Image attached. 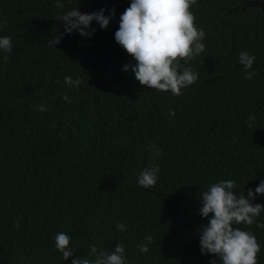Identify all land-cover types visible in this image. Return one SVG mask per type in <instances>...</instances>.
Here are the masks:
<instances>
[{"label":"trees","instance_id":"16d2710c","mask_svg":"<svg viewBox=\"0 0 264 264\" xmlns=\"http://www.w3.org/2000/svg\"><path fill=\"white\" fill-rule=\"evenodd\" d=\"M61 2L63 9L57 0H0V37L13 45L10 54L0 50V264H72L94 259L92 245L111 252L117 242L126 264L218 259L200 251L208 218L198 214L199 198L221 180L235 181L237 196L264 180V0H196L190 10L205 51L180 61L199 73L180 96L122 70L135 61L114 34L131 0ZM76 7L105 15L114 8L115 17L106 30L93 22L91 38L64 33L48 47L63 33L56 17ZM242 51L256 57L252 79ZM66 76L82 83L69 88ZM150 165H159L158 180L144 189L137 180ZM252 203L264 205V195ZM259 224L264 210L252 225L233 227L256 236L264 264ZM59 232L70 237L68 260L55 250ZM146 235L153 243L142 253Z\"/></svg>","mask_w":264,"mask_h":264},{"label":"clouds","instance_id":"9594fccd","mask_svg":"<svg viewBox=\"0 0 264 264\" xmlns=\"http://www.w3.org/2000/svg\"><path fill=\"white\" fill-rule=\"evenodd\" d=\"M196 0H131L120 16L119 27L114 34V39L135 63L131 61L123 65L122 70L134 74L135 79L149 89H157L161 92H171L174 96H180L182 89L197 82L199 73L190 66H185L188 60L201 55L205 51L202 43L205 32L195 26V16L191 6ZM56 7H65L61 0H57ZM106 9L86 13L78 8L71 9L56 17L63 22V33L48 42V47L58 44L64 33L77 32L82 37L91 38L96 29L93 22L99 25L101 30H106L110 21L115 17V9H111L105 15ZM6 26L7 21L3 22ZM0 50L10 54L13 51L11 37H0ZM9 56H4L7 62ZM256 57L247 51L239 53V64L245 70L244 78L252 79L259 73L250 71ZM180 61H184L182 64ZM82 80L65 77V84L69 88H77ZM62 99L71 103L67 93ZM41 112H46L44 105L37 106ZM167 115L174 116L175 111L169 109ZM256 117H248V121H255ZM248 128L253 127L251 123ZM151 151L155 155L162 156L160 149L152 145ZM159 165L145 168L139 175L137 184L144 189H151L158 180ZM235 181L221 180L209 186L199 198L201 207L198 214L202 218H208L207 225H203L200 234V251L202 254H212L218 259H213L209 264H257V253L260 245L257 238L251 232L234 228V224L252 225L258 217L264 205L254 204L257 195H264V180H261L255 191L248 189L247 195L234 194ZM210 214L211 217H210ZM210 217V218H209ZM120 231L126 230V224H117ZM258 227L264 228V224ZM146 243L137 245L140 252H149V246L153 243L151 235L145 236ZM70 237L59 232L55 237V250L62 260L74 257L73 250L69 247ZM91 256L94 259L74 257L72 264H126L125 246L117 242L114 250L108 252L103 248L98 249L92 245Z\"/></svg>","mask_w":264,"mask_h":264}]
</instances>
